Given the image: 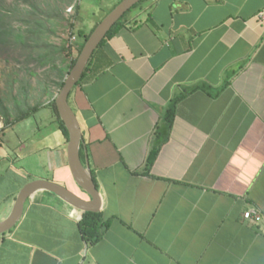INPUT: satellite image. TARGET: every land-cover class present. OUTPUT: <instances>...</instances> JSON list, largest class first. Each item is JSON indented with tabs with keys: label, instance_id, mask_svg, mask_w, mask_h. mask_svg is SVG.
Wrapping results in <instances>:
<instances>
[{
	"label": "crops",
	"instance_id": "obj_1",
	"mask_svg": "<svg viewBox=\"0 0 264 264\" xmlns=\"http://www.w3.org/2000/svg\"><path fill=\"white\" fill-rule=\"evenodd\" d=\"M146 2L98 46L69 96L109 223L102 238L89 245L85 212L41 190L0 235V264H264V0ZM57 94L0 127V221L36 179L91 199L69 168ZM46 116L55 141L36 135ZM251 208L260 221L245 219Z\"/></svg>",
	"mask_w": 264,
	"mask_h": 264
},
{
	"label": "rangeland",
	"instance_id": "obj_2",
	"mask_svg": "<svg viewBox=\"0 0 264 264\" xmlns=\"http://www.w3.org/2000/svg\"><path fill=\"white\" fill-rule=\"evenodd\" d=\"M16 1L19 5H16L15 0L7 1L8 6L15 8V32L29 28L26 20L32 22V32L42 21V37L34 34L16 45L15 42L0 44L1 129L10 128L21 111L36 104H43L53 94L59 93V83L68 75L71 59L79 55V42L72 32L80 28L90 31L104 18L107 11L121 0H30V3L24 0ZM148 2L145 5H148ZM32 3L36 7L34 11H31ZM77 4H80L79 10L76 8ZM137 9L134 8L128 15L138 12ZM27 11L30 13H25ZM70 46L73 47L72 51L69 50ZM39 52L48 53L42 60L50 62L38 61ZM44 113L49 115L50 112L45 110ZM45 118V127L40 132L37 130L36 135L41 136V132L47 131L53 134L51 137L55 141L57 126L48 116ZM35 119L37 121L38 116ZM35 119L29 121L35 124ZM1 135L0 131V138ZM35 159L31 158L32 161ZM28 162L29 159L25 161ZM31 172L35 174L33 176H38L40 171L32 166ZM2 212L3 208H0V214Z\"/></svg>",
	"mask_w": 264,
	"mask_h": 264
},
{
	"label": "water",
	"instance_id": "obj_3",
	"mask_svg": "<svg viewBox=\"0 0 264 264\" xmlns=\"http://www.w3.org/2000/svg\"><path fill=\"white\" fill-rule=\"evenodd\" d=\"M140 1L141 0H121L104 16L86 40L74 66L66 76L64 84L55 98L59 116L65 123L69 132L67 145L69 168L80 190L89 195L91 199H87L82 192H76L56 181L48 179L32 180L20 189L9 215L0 221V235L6 234L18 224L22 219L28 199L41 190L49 191L57 195L62 200L83 212H96L99 210L102 198L90 171L88 161L83 162L82 160L81 149L84 143V137L78 116L69 103V96L73 88L82 78L93 53L106 38L108 32L129 9Z\"/></svg>",
	"mask_w": 264,
	"mask_h": 264
},
{
	"label": "trees",
	"instance_id": "obj_4",
	"mask_svg": "<svg viewBox=\"0 0 264 264\" xmlns=\"http://www.w3.org/2000/svg\"><path fill=\"white\" fill-rule=\"evenodd\" d=\"M7 1L9 0H0V44L5 45V44H10L12 42H15V45L18 44L19 42H24V39H27V37H30L32 35L35 34V36L41 38L42 37V21L41 23L39 22V24L33 29V32L31 31L32 29V22L30 20H26L27 25L29 26L28 29H26L25 31H19V32H15V24H14V15H15V8L8 6L7 5ZM28 3H30V0H24ZM147 0H141L139 3L135 4L131 9H129L124 15L123 17L112 27V29L108 32L106 38L101 42V44H103V42H105L107 39H109L110 37H112L113 35H115L117 32H119L120 29L124 28L127 25V17L128 14L134 9V8H138L141 7V5L143 3H145ZM16 5H19L18 1H16ZM119 3V2H118ZM116 3L113 8L118 4ZM35 4H31V11H34L35 9ZM77 10H79L80 8V4L76 5ZM111 8V9H113ZM110 9V10H111ZM108 10L107 13L110 11ZM25 13H30V12H25ZM99 22H97L95 24V26L90 30V31H86L85 29H78L77 31H75L74 33L72 32V34H74V36L77 37V40L79 42V49H78V54L80 53L81 49L83 48L86 40L89 38L90 34L92 33V31L94 30V28L97 26ZM46 43V42H45ZM100 44V45H101ZM73 47L70 46V51H72ZM69 51V52H70ZM39 59H37L38 61H46V62H50L49 60H42L44 57L48 56V53H42L39 52ZM71 54V53H70ZM76 56L75 58L71 59V62L68 66L69 70H71V68L74 66L76 60H77ZM52 60V59H51ZM85 73V72H84ZM79 83V82H78ZM77 83V84H78ZM64 81H61V83H59L60 88L63 86ZM180 97H177L172 105L168 108V110L166 111V130L168 128H170L171 123L175 117V108H176V104L178 102ZM50 105L56 110L57 114H58V120H59V125L63 130V133L66 136L67 142L69 140V132L65 126V123L63 122V120L60 118L59 113H58V109L56 107V103H55V99L51 101ZM42 107V103L41 104H36L30 108H28L27 110H23L21 111L20 114L17 115L16 117V121H21L25 118H28L29 116H31L32 114H34L35 112H37L40 108ZM20 109V107H19ZM9 125V122H8ZM158 148H155L151 151L149 157H148V163L147 166L148 168H150V166L153 164V162L155 161L157 155H158ZM94 178V177H93ZM95 180V178H94ZM96 182V180H95ZM108 221H106L104 219L103 216V212H85L83 215L82 220L80 221V230L81 233L84 237V239L87 241V243L89 245H92L94 243H96L97 241H99L102 236L103 233L105 231V229L108 226Z\"/></svg>",
	"mask_w": 264,
	"mask_h": 264
},
{
	"label": "built area",
	"instance_id": "obj_5",
	"mask_svg": "<svg viewBox=\"0 0 264 264\" xmlns=\"http://www.w3.org/2000/svg\"><path fill=\"white\" fill-rule=\"evenodd\" d=\"M260 16L264 18V11L260 13ZM244 217L245 219L260 221L263 215L258 208H251L244 213Z\"/></svg>",
	"mask_w": 264,
	"mask_h": 264
}]
</instances>
